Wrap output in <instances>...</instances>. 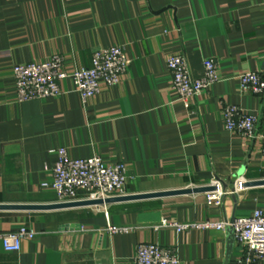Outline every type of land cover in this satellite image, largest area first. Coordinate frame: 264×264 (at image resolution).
<instances>
[{"label": "crops", "instance_id": "0c3cea01", "mask_svg": "<svg viewBox=\"0 0 264 264\" xmlns=\"http://www.w3.org/2000/svg\"><path fill=\"white\" fill-rule=\"evenodd\" d=\"M122 46L121 82L85 101L70 79L56 97L16 100L13 66L64 57L89 67L94 51ZM171 53L199 77L213 58L220 80L185 105L172 89ZM264 75V0H0V205L56 203L57 149L72 159L126 166V195L208 185L244 189L207 205L204 192L56 209H0V234L33 228L17 252L0 241V264H134L141 243L173 249L180 264H233L244 248L224 230L177 232L153 226L249 216L264 203L261 141L225 129L222 107L239 106L264 127V94L243 93L238 75ZM248 183V184H247ZM83 196V195H81ZM128 226L110 234L107 225ZM257 264H264L259 261Z\"/></svg>", "mask_w": 264, "mask_h": 264}, {"label": "built area", "instance_id": "2783aa9c", "mask_svg": "<svg viewBox=\"0 0 264 264\" xmlns=\"http://www.w3.org/2000/svg\"><path fill=\"white\" fill-rule=\"evenodd\" d=\"M130 60L122 46L97 49L92 53L89 67L68 70L62 55L53 54L43 62H29L13 66L16 100L28 101L56 97L61 94L60 83L70 79L83 101L100 93L103 88L121 82ZM203 72L199 77L190 73L187 60L181 53L166 57V66L172 77V89L179 100L188 105L191 98L208 90L220 80L218 64L213 58L203 60ZM239 89L243 93L264 94V75L260 72L245 71L238 75ZM223 123L226 130L235 132L245 139L261 141L264 156V127L256 132L257 117L246 113L239 106L225 104L222 107ZM57 160L52 167L51 186L58 202L84 199H105L126 195V166L123 163H105L94 155L72 159L65 148L56 151ZM245 178L235 179L231 189H225L219 179L208 183L213 189L204 192L207 205L219 206L224 196L235 195L244 189ZM83 195V196H81ZM172 228L177 232L191 230H224L229 227L233 238L244 248L243 256L233 264H257L264 261V203L249 216L237 217L232 221H187L177 222L164 218L153 226ZM110 234L128 233V226L107 225ZM36 232L33 228L21 226L17 231L1 233L0 241L7 252H17L23 240H31ZM134 264H180L175 251L155 243L137 245Z\"/></svg>", "mask_w": 264, "mask_h": 264}, {"label": "water", "instance_id": "95a60500", "mask_svg": "<svg viewBox=\"0 0 264 264\" xmlns=\"http://www.w3.org/2000/svg\"><path fill=\"white\" fill-rule=\"evenodd\" d=\"M248 184V183H247ZM264 184V181H253L249 183V185H258ZM213 188L211 186H202V187H193V188H185V189H178L172 191H163V192H156V193H143V194H134V195H124L118 197H109L105 199H84L78 201H71V202H56L47 205H0V209H30V210H40V209H56V208H67V207H78V206H88V205H102L111 202L117 201H126V200H133V199H141V198H150L156 196H166V195H173V194H185V193H200L210 191ZM233 219H230L232 221Z\"/></svg>", "mask_w": 264, "mask_h": 264}]
</instances>
